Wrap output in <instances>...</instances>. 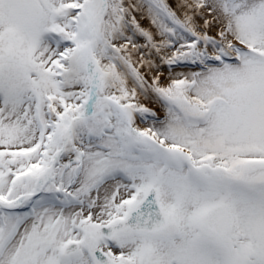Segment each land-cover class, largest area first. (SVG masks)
<instances>
[{
  "label": "snow or ice",
  "instance_id": "obj_1",
  "mask_svg": "<svg viewBox=\"0 0 264 264\" xmlns=\"http://www.w3.org/2000/svg\"><path fill=\"white\" fill-rule=\"evenodd\" d=\"M0 264H264V0H0Z\"/></svg>",
  "mask_w": 264,
  "mask_h": 264
}]
</instances>
